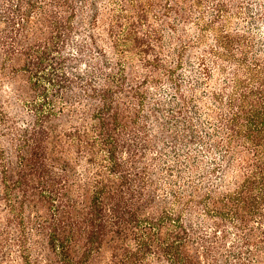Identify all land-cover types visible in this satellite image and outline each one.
<instances>
[{
	"label": "trees",
	"instance_id": "obj_1",
	"mask_svg": "<svg viewBox=\"0 0 264 264\" xmlns=\"http://www.w3.org/2000/svg\"><path fill=\"white\" fill-rule=\"evenodd\" d=\"M0 264H264V0H0Z\"/></svg>",
	"mask_w": 264,
	"mask_h": 264
}]
</instances>
